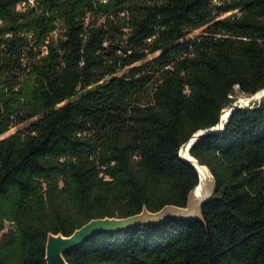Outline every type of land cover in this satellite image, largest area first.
Listing matches in <instances>:
<instances>
[{"label": "trees", "instance_id": "16d2710c", "mask_svg": "<svg viewBox=\"0 0 264 264\" xmlns=\"http://www.w3.org/2000/svg\"><path fill=\"white\" fill-rule=\"evenodd\" d=\"M22 1L0 0V136L26 124L0 138V264H46L49 232L186 205L180 146L264 88V0ZM190 153L217 182L205 224L96 234L67 262L264 264V98Z\"/></svg>", "mask_w": 264, "mask_h": 264}, {"label": "water", "instance_id": "95a60500", "mask_svg": "<svg viewBox=\"0 0 264 264\" xmlns=\"http://www.w3.org/2000/svg\"><path fill=\"white\" fill-rule=\"evenodd\" d=\"M259 93V97L254 99L253 97ZM248 96L252 102H234L228 105L222 109L220 119L215 126L208 130H199L193 133L189 139L180 146L178 151L179 157L193 166L198 174V183L189 191L185 206L168 204L155 212L143 206L139 213L127 217L105 216L102 218H93L76 228L68 236L63 235L61 232H49L45 244L44 260L46 264H70L65 259V254L79 247L96 234L119 233L135 226L159 225L168 218L180 219L183 221H198L205 224L202 216V208L215 198L217 182L210 168L191 155L190 149L193 144L206 133L221 130L223 128V123L235 108L251 109L256 103L261 102L264 98V88Z\"/></svg>", "mask_w": 264, "mask_h": 264}, {"label": "rangeland", "instance_id": "374dc122", "mask_svg": "<svg viewBox=\"0 0 264 264\" xmlns=\"http://www.w3.org/2000/svg\"><path fill=\"white\" fill-rule=\"evenodd\" d=\"M216 3H217V2H216ZM228 14H229V13H227V15H228ZM222 16H226V14H223ZM201 32H202V28L196 29V30L192 31V32L188 35V37H194V36H196V35H199ZM120 73H121V72H120ZM248 97H249L248 95H245V94L241 93V92L237 89V87L235 88L234 93H233V95H232V98L234 99V102H237V103H241V102H242V103H243V102H252V100L249 99ZM243 100H244V101H243ZM234 102H233V103H234ZM249 104H251V103H249ZM25 125H26L25 123H20V124H17V125H15V126H12L7 132H5L3 135H1L0 138H2V137H6V136H8V135L14 133L15 131H17V130H19V129H23ZM11 227H12V223H11V222H9V221H4V230H7V229H9V228H11Z\"/></svg>", "mask_w": 264, "mask_h": 264}, {"label": "built area", "instance_id": "2783aa9c", "mask_svg": "<svg viewBox=\"0 0 264 264\" xmlns=\"http://www.w3.org/2000/svg\"><path fill=\"white\" fill-rule=\"evenodd\" d=\"M28 4H33V0H28V2H26V1H22V2H19L18 4H17V9L18 10H21V9H24L25 7H26V5H28Z\"/></svg>", "mask_w": 264, "mask_h": 264}, {"label": "bare ground", "instance_id": "6f19581e", "mask_svg": "<svg viewBox=\"0 0 264 264\" xmlns=\"http://www.w3.org/2000/svg\"><path fill=\"white\" fill-rule=\"evenodd\" d=\"M259 95H260V93H259V94H256L253 98H254V99H255V98H258ZM243 101H244V100H243Z\"/></svg>", "mask_w": 264, "mask_h": 264}]
</instances>
